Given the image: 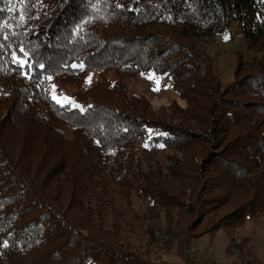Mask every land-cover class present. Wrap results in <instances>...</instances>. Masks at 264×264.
Returning a JSON list of instances; mask_svg holds the SVG:
<instances>
[{"label":"trees","instance_id":"trees-1","mask_svg":"<svg viewBox=\"0 0 264 264\" xmlns=\"http://www.w3.org/2000/svg\"><path fill=\"white\" fill-rule=\"evenodd\" d=\"M234 24L224 83L204 43ZM146 73L177 99L131 93ZM263 214L264 0H0V264H193L220 233L264 264Z\"/></svg>","mask_w":264,"mask_h":264},{"label":"rangeland","instance_id":"rangeland-1","mask_svg":"<svg viewBox=\"0 0 264 264\" xmlns=\"http://www.w3.org/2000/svg\"><path fill=\"white\" fill-rule=\"evenodd\" d=\"M204 46L211 54L216 72L224 83H228L233 79L234 66L239 52H244L247 57L254 55L248 49L245 34L238 24H234L228 32L215 34L204 43ZM93 76L95 77L96 74L93 73ZM129 85L131 93L146 96L156 107L177 99L172 82L166 77L146 73L135 78ZM54 95L57 100L63 102L60 96ZM137 203L140 204L141 202L137 200ZM122 207L128 216L132 215L124 204H122ZM157 224L158 235L164 238L165 223L163 216L157 221ZM239 235L242 238L250 239L251 248L264 263V214L248 221ZM143 239L144 234L139 230V234L134 237V240L139 244ZM228 246L229 240L224 233L216 236L207 235L198 239L192 247L193 264H243L237 254L228 255ZM159 254L172 264L180 262L177 256L165 253L164 250H161Z\"/></svg>","mask_w":264,"mask_h":264}]
</instances>
